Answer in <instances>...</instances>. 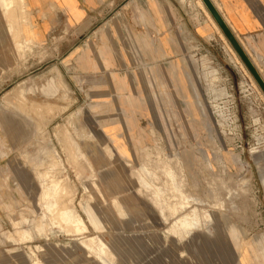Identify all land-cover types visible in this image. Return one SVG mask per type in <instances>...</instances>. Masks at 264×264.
<instances>
[{
	"label": "rangeland",
	"instance_id": "obj_1",
	"mask_svg": "<svg viewBox=\"0 0 264 264\" xmlns=\"http://www.w3.org/2000/svg\"><path fill=\"white\" fill-rule=\"evenodd\" d=\"M176 2L202 25L197 0ZM21 9L0 4L19 79L0 83V264H242L235 242L264 246V95L218 31L106 97L22 43Z\"/></svg>",
	"mask_w": 264,
	"mask_h": 264
},
{
	"label": "crops",
	"instance_id": "obj_2",
	"mask_svg": "<svg viewBox=\"0 0 264 264\" xmlns=\"http://www.w3.org/2000/svg\"><path fill=\"white\" fill-rule=\"evenodd\" d=\"M211 1L264 79V0ZM0 4L5 10L21 6L20 19L13 16V30L22 43L32 44L36 51L55 49L66 57L77 80L85 79L106 97H124L127 85L134 86L133 68L182 66L190 39L201 44L210 34L218 35L203 8L196 4L194 9L202 23L198 26L176 0H0ZM10 67V62L0 64V83L19 80ZM34 67L21 78L30 77ZM101 83L106 86L101 88ZM131 91L137 92L134 87ZM13 95L11 90L0 91V99ZM5 156L0 142V161ZM4 178L0 171V200ZM263 248L261 243L232 246L242 264H264ZM229 262L234 264L230 255Z\"/></svg>",
	"mask_w": 264,
	"mask_h": 264
},
{
	"label": "water",
	"instance_id": "obj_3",
	"mask_svg": "<svg viewBox=\"0 0 264 264\" xmlns=\"http://www.w3.org/2000/svg\"><path fill=\"white\" fill-rule=\"evenodd\" d=\"M202 2L209 11L214 21L216 22V24L218 25V27L221 29L224 36L227 38V40L229 41V43L237 53V55L239 56V58L244 63V65L246 66V68L248 69V71L256 81V83L258 84L259 88L264 93V79L258 72L257 68L255 67L249 56L243 50L239 41L237 40L231 29L228 27V25L226 24V22L224 21V19L216 9V7L214 6L213 2L211 0H202Z\"/></svg>",
	"mask_w": 264,
	"mask_h": 264
},
{
	"label": "bare ground",
	"instance_id": "obj_4",
	"mask_svg": "<svg viewBox=\"0 0 264 264\" xmlns=\"http://www.w3.org/2000/svg\"><path fill=\"white\" fill-rule=\"evenodd\" d=\"M198 4L202 6V8L204 9V11L206 12L207 16L210 18V20H212L214 26H216L218 32L223 36V38L227 41V43L229 44L230 48L232 49V51L234 52V54L237 56V58H239V56L237 55V53L235 52V50L233 49V47L231 46V44L229 43V41L227 40V38L224 36V34L222 33L221 29L218 27V25L216 24V22L214 21V19L212 18V16L210 15L209 11L207 10V8L205 7V5L203 4L202 0H197ZM239 60L241 61V63L243 64V66L245 67V69L247 70V72L250 75L251 80L257 85V87L259 88L258 84L256 83V81L254 80V78L252 77V75L250 74V72L248 71V69L246 68V66L244 65V63L242 62V60L239 58ZM259 90L262 92V90L259 88ZM262 94L264 95V93L262 92ZM135 176V175H134ZM137 177V175L135 176ZM143 180V179H142ZM46 194V193H45ZM75 221L77 220L80 223V220L75 217Z\"/></svg>",
	"mask_w": 264,
	"mask_h": 264
}]
</instances>
